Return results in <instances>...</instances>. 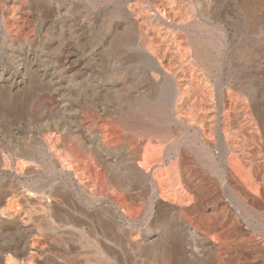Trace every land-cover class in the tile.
Returning a JSON list of instances; mask_svg holds the SVG:
<instances>
[{
  "label": "bare ground",
  "instance_id": "1",
  "mask_svg": "<svg viewBox=\"0 0 264 264\" xmlns=\"http://www.w3.org/2000/svg\"><path fill=\"white\" fill-rule=\"evenodd\" d=\"M66 1L64 16L78 15L84 5L109 22L99 52L75 58V71L68 68L67 51L56 47L51 77L35 74L55 93L68 95L67 82L93 95L82 103L81 126L70 118L40 133L52 153L41 149L39 156L52 166L59 159L64 177L73 169L82 198L74 203V185L68 189L67 182L38 184L35 197L17 181L1 186L0 264H264V81L254 78L255 70L251 76L235 73V58L256 69V52L236 44L226 55L230 60L215 55L228 38L215 15L219 0ZM45 4L35 0L34 11L49 13ZM20 7L11 1L8 14L19 15ZM48 21L41 36L47 42L56 19ZM73 31L54 42L74 41ZM11 47L13 60L21 53L16 61L22 76L43 58L37 45L32 60L22 44ZM93 62L99 70L91 72ZM5 79L9 86L21 82L9 73ZM47 119L39 116L35 125ZM67 139L87 156H71ZM12 161L17 179L38 172L42 163L33 152ZM15 197L24 203L34 198L42 217H21L12 206Z\"/></svg>",
  "mask_w": 264,
  "mask_h": 264
},
{
  "label": "rangeland",
  "instance_id": "2",
  "mask_svg": "<svg viewBox=\"0 0 264 264\" xmlns=\"http://www.w3.org/2000/svg\"><path fill=\"white\" fill-rule=\"evenodd\" d=\"M11 1L13 0H8V1L3 0L2 4H0V23H1L0 24L1 25L0 26V68H1L0 69V189L2 188L1 186H3L7 182L14 183L17 181L16 184L20 186V190L23 189L24 192L28 190L30 195H34L35 197L36 195H39L38 188H42L39 187L38 184L44 186L45 188H48L49 185L50 187H52V185L53 187H58L60 183H61L60 186H63L64 183L67 182L68 184L67 183L66 184L68 186V189H70L71 185H74V188L72 187L73 191L69 190L71 192L69 193L74 197L73 198L75 200L74 203L77 202L79 204L82 198V194L80 193L82 192L78 190L80 187V182L78 178H76V176L73 175V169L66 170V173L68 174H66V176L64 177L65 174H61V175L59 174L60 173V171L58 170L59 169L58 167H60L59 159L58 161H55V164H53L56 166H52L51 165L52 162L50 159H47V157L44 158L43 156L41 157L39 156L40 152L42 151L43 153L48 152L46 153L47 155H49V153H52V149L51 150L47 149L46 145L43 144L45 143L44 141L46 140L45 139L46 137H44L43 139L40 133L44 131L43 128L45 127L48 130L46 134H48L50 133V131L53 130L52 127L53 124H56L59 120L60 123L66 122V120L70 121V118L73 119V121L78 126H81L82 103L90 102L93 98V95L92 97H90L91 95L88 93V91H84V90L80 91V89L77 88L78 86H73L71 85L72 83H67V82L65 83L67 84L68 90L70 91L68 95L55 93V91L51 90L52 87L50 83H47L45 80H42L41 78L37 79L35 77V74L39 75L40 73L41 74L43 73V77L45 78L51 77L49 76V68H50V63L53 61L52 59L56 58L55 56L57 55V53L53 52L54 48L56 49V47L57 49H60V52L65 53L67 51L66 53H68L67 55L70 57L69 63L71 64V65L68 64L70 65L68 66V68L69 70L71 69L73 71L76 70L78 64L75 58L79 61L83 54L90 55V51L99 52L98 50L100 49H98V47L102 45V41L105 38V31H107L109 24L108 20L106 19L107 16L102 14L100 10L98 11V9H90L88 7H85L84 5L79 9L80 12L78 15L72 16L68 14L64 16L62 15L64 12L62 10L64 7L62 6L65 5V2H67L66 0H57V1L45 0L46 3L45 5L48 6L50 5V8L52 9L50 10V12L48 11L49 13L47 14H45L44 12L38 14V12H35L33 9L35 6V0H14V1H18V3L20 4L21 12L19 15L12 17L8 14L9 5ZM56 4L59 5L60 7H56ZM29 5L32 6V9H29L28 7ZM58 8H60V11L58 10ZM85 9L88 10L86 11ZM53 11L54 13L56 11L59 12L58 13L59 16L53 15L54 14ZM251 14H254L253 16L256 18V21L258 22L257 25L255 24L256 22L253 21L251 22V17H252ZM49 15L51 19L49 18ZM215 15H219V18L222 19V21L225 23L226 27L228 28L225 29L228 37L227 42H223L224 44L226 43L225 46H221L219 49L217 47L214 48V51L216 52L215 55L217 54L218 56H220L221 61L223 57L229 58L226 55L229 56L230 54L233 53L236 44L241 48L247 49V51L252 50L256 52L257 53L256 55L258 56V59H256V61L258 60L257 63H259L260 65L258 64L256 69H253V67L251 68L250 65H248L249 63H245L244 61L241 60L240 62H238L239 59L235 58L238 67V70L235 71V73L237 72V74H241V75L246 74L248 76H251L253 74V71L255 70L254 78H256V80H258L259 82H262V80L264 81V25H263L264 0H219V4L217 3L215 7ZM44 16L46 19L44 18ZM55 16L56 18H53ZM35 17L41 18V20L40 21L34 20ZM55 19H56L55 24L52 25L49 30L51 33H49V31L47 32V34L50 37V40L48 42L41 40V36L43 35V31H44L42 26L44 25L47 26L48 20L50 24V20L55 21ZM67 21L69 24H67ZM60 22L62 23V25H66L65 30L67 31L71 30V33L74 32L73 30H76L75 32L77 34L74 35L73 33L71 36L73 35L78 36V38H75L76 40L74 39V41L72 39H67L65 41L67 43L64 42L63 44L64 46L59 45L58 42L57 43L54 42V40H58L61 38L63 32L65 34L68 33L67 31H63L64 28L63 29L59 28L61 24ZM251 23L254 25H251ZM6 24H9L12 29L8 31V29H6L5 27ZM2 26H4V28ZM219 37L220 36L217 34L215 35L213 40L217 41L219 40ZM52 42L54 43V45ZM21 44L23 45V50L27 52V57H29V59L31 60H32L31 57L32 52L37 53L34 51L36 45L44 49V54H42L43 58H41L40 61L38 60H36L35 62L32 61L30 64L31 67L29 71H26L25 75L23 76H22L24 72L23 65L19 66V64L17 63V61L21 59V57H19L21 56V53L18 54L19 56L17 57V59L13 60L12 57L14 54L13 53L14 47H11L15 45V49H16L17 46ZM65 45H67V47L71 46V49L68 51L67 47L65 48ZM79 49H82V52ZM9 50H11L12 52ZM75 53H78V55H75ZM111 58L112 57H110L109 59L111 60ZM61 59L62 57L59 55V57H57V61L60 62ZM71 60L76 61V63L73 61L71 62ZM224 65H226V63L222 62V67ZM90 68H92L91 72L99 70L98 62H93L90 65ZM65 71L68 72L67 70H64V72ZM50 72L52 73L51 68H50ZM8 73L13 74L15 76V79L17 75L19 81L21 80V82H19L15 86H9V83L5 79ZM86 94L90 96H86ZM84 98L85 100H83ZM74 111L78 112L76 113L77 115L75 114ZM39 116L42 118H48L47 119L48 121L45 124H43V126L35 125L36 124L35 120ZM37 133L39 136L36 135ZM66 141L68 142L66 144L71 156H73L74 154L73 157L74 158L76 157L77 159L79 158L82 159L85 156H87V153L86 152L84 153V151L79 149L77 147L78 144H76L74 141H72L71 139L70 140L67 139ZM27 145L29 146L30 150L32 149L33 151L31 150L30 152H28L26 148ZM34 150L36 151L34 152ZM32 152L33 155L35 156L36 161L40 160L42 161V163L45 162V164L41 165L42 163L41 164L38 163L40 165L38 172L34 173L32 170L31 173L32 172L33 173L28 174V176H26L27 174H25L24 176H21L19 179L14 178L11 172L15 168L14 167L15 163L12 160L17 158L19 154H23V153H29L32 156ZM59 156L62 157V155ZM5 160H7V162ZM2 166L3 168L5 166L8 167V170L3 171ZM90 170H91L90 172H92L93 168L90 167ZM64 180L65 182H63ZM33 199L34 198L31 199L32 202L27 201L24 203L23 201H18L19 199L15 197L12 204L13 209L19 210L21 217H23V215L25 216L26 213L28 212L35 215L36 217L38 216L42 217V214L34 204L36 200ZM3 201H5V199L4 200L0 199V209L3 208L6 203V202L4 203ZM66 207L69 208V205Z\"/></svg>",
  "mask_w": 264,
  "mask_h": 264
}]
</instances>
